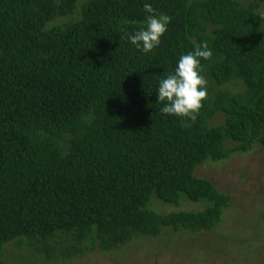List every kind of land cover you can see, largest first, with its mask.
I'll list each match as a JSON object with an SVG mask.
<instances>
[{
	"label": "trees",
	"instance_id": "16d2710c",
	"mask_svg": "<svg viewBox=\"0 0 264 264\" xmlns=\"http://www.w3.org/2000/svg\"><path fill=\"white\" fill-rule=\"evenodd\" d=\"M145 2L172 19L142 53ZM263 2L0 0V264L12 241L56 264L219 225L232 197L195 171L264 147ZM201 44L207 95L182 126L158 81ZM184 197L206 206L152 207Z\"/></svg>",
	"mask_w": 264,
	"mask_h": 264
},
{
	"label": "rangeland",
	"instance_id": "374dc122",
	"mask_svg": "<svg viewBox=\"0 0 264 264\" xmlns=\"http://www.w3.org/2000/svg\"><path fill=\"white\" fill-rule=\"evenodd\" d=\"M260 9L264 12V2ZM231 86L236 89L239 85ZM224 119L219 112L211 124H221ZM195 172L211 179L219 190L232 197L222 222L212 231L189 232L174 238L165 234L140 237L119 250H97L56 264H264V147L256 143L249 151H237L222 160H207ZM180 203L176 206L155 199L152 207L165 213L206 206L185 197ZM24 247L13 241L8 243L5 259L10 264H43L40 256Z\"/></svg>",
	"mask_w": 264,
	"mask_h": 264
},
{
	"label": "clouds",
	"instance_id": "9594fccd",
	"mask_svg": "<svg viewBox=\"0 0 264 264\" xmlns=\"http://www.w3.org/2000/svg\"><path fill=\"white\" fill-rule=\"evenodd\" d=\"M146 15L145 26L133 30L127 39L142 53L158 47L161 36L167 31L171 16L158 13L152 3L142 5ZM211 50L201 44L187 53H182L175 62L174 69L158 81L157 101L162 102V114L181 118V124L191 126L199 115L202 101L206 98V80L201 75V58L208 59Z\"/></svg>",
	"mask_w": 264,
	"mask_h": 264
}]
</instances>
